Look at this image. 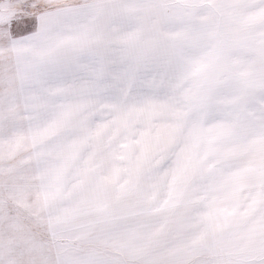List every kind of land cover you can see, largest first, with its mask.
Masks as SVG:
<instances>
[{"label":"snow or ice","instance_id":"obj_1","mask_svg":"<svg viewBox=\"0 0 264 264\" xmlns=\"http://www.w3.org/2000/svg\"><path fill=\"white\" fill-rule=\"evenodd\" d=\"M0 264H264V0H0Z\"/></svg>","mask_w":264,"mask_h":264}]
</instances>
